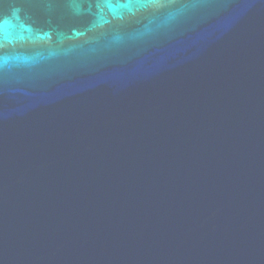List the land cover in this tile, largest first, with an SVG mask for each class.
<instances>
[{
	"label": "water",
	"instance_id": "obj_1",
	"mask_svg": "<svg viewBox=\"0 0 264 264\" xmlns=\"http://www.w3.org/2000/svg\"><path fill=\"white\" fill-rule=\"evenodd\" d=\"M0 264H264V0H0Z\"/></svg>",
	"mask_w": 264,
	"mask_h": 264
}]
</instances>
